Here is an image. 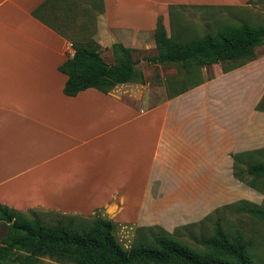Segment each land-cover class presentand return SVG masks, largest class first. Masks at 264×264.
Segmentation results:
<instances>
[{"label": "crops", "instance_id": "obj_1", "mask_svg": "<svg viewBox=\"0 0 264 264\" xmlns=\"http://www.w3.org/2000/svg\"><path fill=\"white\" fill-rule=\"evenodd\" d=\"M221 1L0 0V204L84 216L105 198L139 197L160 164L166 88L149 83L151 65L140 60L144 84L69 97L58 68L83 37L110 65L114 44L153 56L158 18L167 30L172 9Z\"/></svg>", "mask_w": 264, "mask_h": 264}, {"label": "rangeland", "instance_id": "obj_2", "mask_svg": "<svg viewBox=\"0 0 264 264\" xmlns=\"http://www.w3.org/2000/svg\"><path fill=\"white\" fill-rule=\"evenodd\" d=\"M221 2L172 9L168 34L171 27L188 39L244 22L264 26V0ZM146 55L151 54L136 51L133 57ZM254 55L253 60L227 72L228 63L192 70L189 77L194 81L185 79L186 73L177 66H150L157 75L153 83L173 88L174 80H186L180 86L182 93L170 99L160 164L151 181L132 202L105 198L106 203L89 204L84 216H65L110 220L115 239L124 249L131 247L141 228L146 235L166 232L199 249L220 215L225 228L238 229L250 242L251 264H264V221L236 212L241 205L264 208V182L252 185L233 175L235 157H264V42ZM39 214L45 221L64 215ZM6 233L0 224V240ZM38 264L71 263L43 258Z\"/></svg>", "mask_w": 264, "mask_h": 264}, {"label": "trees", "instance_id": "obj_3", "mask_svg": "<svg viewBox=\"0 0 264 264\" xmlns=\"http://www.w3.org/2000/svg\"><path fill=\"white\" fill-rule=\"evenodd\" d=\"M170 30L168 34L158 18L153 56L134 58L133 50L112 45V65L105 62L93 40L74 43L73 56L58 68L67 77L63 93L74 97L95 89L107 94L118 84H144L143 72L137 67L140 60L151 66H177L186 73L185 79L194 81L189 77L192 70L218 63L230 65L225 72L235 69L253 60L254 50L264 42V26L247 22L188 39L172 27ZM152 77H157L155 72ZM149 83L161 85L152 80ZM185 83L184 79L174 80L170 83L173 88L166 86L168 99L181 94L180 86ZM234 161L235 178L248 179L252 185L264 182V157L262 160L235 157ZM236 212L264 221L263 207L241 205ZM0 224L7 230L0 240V264H38L43 258L71 264H251L250 242L238 229L225 228L220 215L199 249L166 232L146 235V229L142 228L131 247L124 249L117 243L108 219L62 215L45 221L37 212L22 213L1 204Z\"/></svg>", "mask_w": 264, "mask_h": 264}]
</instances>
